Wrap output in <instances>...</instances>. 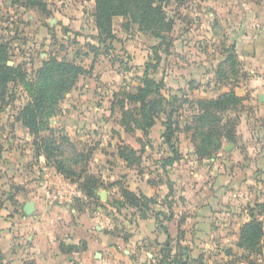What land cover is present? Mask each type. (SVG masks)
<instances>
[{
	"label": "rangeland",
	"instance_id": "374dc122",
	"mask_svg": "<svg viewBox=\"0 0 264 264\" xmlns=\"http://www.w3.org/2000/svg\"><path fill=\"white\" fill-rule=\"evenodd\" d=\"M42 2L45 4L44 11L26 6L24 0H0V38L9 48L7 64L20 65L27 79H35L43 61L50 58L78 64L86 69L87 73L80 75L59 100L57 111L49 120L56 137L65 135L69 138L68 144H62L60 157L65 165L73 169L74 174L66 178L55 170L63 177V180L58 178L60 191L56 190L55 168L46 162L44 155L35 152L32 135L16 119L28 96L19 83L10 82L6 93L0 95V192L6 195L9 191L12 193L14 188L24 190L23 186L28 182V189L37 194V189L41 187L39 183H46L43 188L53 197L47 196L46 200L50 201L51 206L61 209L59 212L62 215L57 221L60 229L65 227L60 233L62 239L81 246L82 243L95 241L97 237L104 238L107 233L109 236L106 239L118 245V251H128L131 262L128 264L138 259L146 264L145 252L158 253L159 250L151 248L155 245L159 248V245L146 238H138V230L141 229L140 225L151 227L155 223L161 229L166 227L163 223H169L167 205H164L166 212H160L161 215L158 213V203L143 200L147 207L131 206L122 200L120 187L142 194L141 185L145 184L146 189H153L154 200V193L160 195L155 192L156 189L162 192L163 198L174 192L179 197L187 190L186 186L190 187L189 180L185 179L192 177V174H184L186 165L191 168V171L187 169V173L207 174L208 169L217 170L227 160L223 148L228 143L237 144V147L252 146L257 151L260 146L264 147V109L256 101L245 104L246 101L243 102L240 97L241 102L235 108L219 113L222 124L227 123L228 119L230 122L234 120L235 140H223L221 150L211 157L199 158L195 148L199 138L194 137L195 123L192 120L198 111L195 101L207 97L202 94L204 88L216 86L213 77H217L219 83L224 79L213 72L208 78H201L197 74L193 77L196 79L192 85H185L189 69L197 67L199 71L203 63L206 62L203 67L209 66L211 61L216 65L217 60L224 57V46L229 45L231 36L228 27L234 26L242 18L233 10L244 11L247 5H225L224 10H218L215 4L206 5V2L213 0H168L163 3V11L172 19L173 27L171 31H163L161 38H156L141 23L120 16L112 19L111 36L99 35L94 18L95 0ZM145 72L155 82L162 83L161 92L166 101L170 97L177 98L168 100L170 104L167 107L163 102L165 109L173 110L172 146L166 144L162 136L164 115L147 133L138 129L126 132L120 123L119 101L125 97V93L142 84ZM83 98L90 104L78 107ZM123 101L126 108L132 107V104ZM248 131L254 134L246 139ZM125 144L135 151L134 160L129 164L117 155L118 147ZM259 153L257 156L246 155V158H254L261 165L264 154ZM169 157L171 161L168 163ZM246 158L240 156L236 161L237 172H243L239 166ZM174 162L176 164L168 168ZM76 173H81L83 177L91 174L98 180L97 198H88L82 193ZM169 176L172 180H181L176 187L175 182H172V186ZM250 178V185L239 183L234 188L242 198L238 201L237 210L254 214L264 229V170L252 169ZM193 179L196 185L203 176H194ZM200 191H204L203 188ZM212 191L208 188L205 190L206 193ZM121 201L122 204L119 203ZM179 203L178 211H183L184 203ZM143 219L145 221L141 223ZM153 220L156 222L153 223ZM170 240L168 237L165 244L169 245ZM165 244L160 249V257L167 255L168 258V253L164 254L169 249L165 248ZM260 244L259 251L237 250L238 256L227 264L242 261L245 264H264V239ZM122 254L112 256L124 259L125 255ZM141 261L138 263L141 264Z\"/></svg>",
	"mask_w": 264,
	"mask_h": 264
},
{
	"label": "crops",
	"instance_id": "0c3cea01",
	"mask_svg": "<svg viewBox=\"0 0 264 264\" xmlns=\"http://www.w3.org/2000/svg\"><path fill=\"white\" fill-rule=\"evenodd\" d=\"M214 4L218 10H224L225 5H247V9L244 11L233 10L242 18L238 23H234V26L228 27L231 36H229V45L224 46L226 51L224 57L217 60L216 65L211 61L209 66L203 67L206 62L203 63L204 65L200 67L199 71L197 67L189 69L185 85L193 83L196 79L193 77L197 74L201 78L203 76L208 78L213 72L224 81L219 83L217 77H213V82H217L216 86L201 90L202 94L207 96L206 98H213L221 93L233 91L238 97L243 98V102L246 101L245 104H253L256 101L258 105H261L260 108L264 109V0H220L216 2L213 0L211 3L206 2V5ZM175 74H177L176 71ZM176 78L181 79V77ZM89 104L90 102L83 98L78 107L80 105L87 107ZM246 133V139L254 134L249 131ZM223 149L227 154V160L218 166L219 169L214 170L215 175L214 171L210 169L207 174L201 172L199 175L189 171L187 173V169L191 171V168L186 165L184 174H192V177L185 179V181L189 180L190 189L186 186L187 190L179 195L180 198L175 192L163 198L162 192L158 189L155 190L160 193L158 196L154 193L155 197L153 196L159 206L158 213L161 215L160 212H166L164 206L166 204L169 223L168 225L163 223V226H166L162 227L163 229L156 225L155 220H153L155 224L151 227L140 225L141 229L138 230L140 237L138 238H146L159 245V248L155 244L151 248L159 250L158 253L145 252L147 255L146 264L160 263V249L168 237L171 239L169 243L170 257L180 251L183 254L181 255L182 259L187 264H227L229 260L238 256L237 250H241L237 246L240 227L250 219V214L245 210H237L238 201L242 198L234 188L239 183L242 185L243 183L246 185L252 183L250 178L252 169L261 168L264 170V163L258 165L256 159L246 158V155L249 157L251 154L257 156V152L263 155L264 147L260 146L257 151L252 146L237 147V144L228 143ZM240 156L246 158L242 159L243 164L239 166L243 172H237L235 168L238 166L236 161ZM167 161L169 163L171 158L169 157ZM175 164L176 162L172 163L168 168ZM205 166L209 167V165ZM53 172L57 175L54 179L55 183H53L56 190L60 191L59 185H57L59 184L58 178L62 179L63 177L55 169ZM194 176H203V179L195 185ZM169 179L172 186V182H175V187L181 181L176 178L173 181L170 176ZM39 184L41 187L40 190L37 189V194H33L28 189L30 188L28 182L24 184V190L14 188L12 193L9 191L6 195L3 194L4 192H0V264L131 263L128 260V251L126 249H123L122 252L118 251V245L116 246L106 239L109 236L107 233L104 238L97 237L95 241L82 243L81 246L69 242L68 239H62L63 235L60 233L65 227L60 229L57 221V218L62 215L59 212L61 209L51 206L50 201L46 200V197L50 196L48 190L45 191L43 188L46 183L45 185L42 182ZM160 187L162 188L163 185L161 184ZM141 188H143L142 194L152 197L153 189H146L145 184H142ZM202 188L204 191L198 192ZM207 188L211 191L213 188L212 193H206ZM50 198L53 197L50 196ZM28 201L34 202V209L30 214H26L23 210L24 204ZM181 201L184 203L183 211H178V203ZM6 203H8L7 207ZM144 221L145 219L142 222L140 220L141 223ZM76 246L78 247L75 248ZM103 247H105V251ZM118 254L125 255L124 259L112 256ZM122 260H126V262L124 263ZM139 261L141 260L138 259L134 263L139 264ZM141 264H143L142 261ZM239 264L245 263L242 261Z\"/></svg>",
	"mask_w": 264,
	"mask_h": 264
},
{
	"label": "trees",
	"instance_id": "16d2710c",
	"mask_svg": "<svg viewBox=\"0 0 264 264\" xmlns=\"http://www.w3.org/2000/svg\"><path fill=\"white\" fill-rule=\"evenodd\" d=\"M15 1V0H11ZM168 0H95L94 18L99 35L111 36V23L113 17H128L133 22L141 23L156 38H161L163 31H171L173 27L172 19L168 18L163 11V3ZM181 1V0H180ZM26 6H32L44 11L45 4L42 0H24ZM9 58V48L0 38V95L7 91L8 83H19L26 92L28 99L19 109L16 119L28 130L33 137L34 149L37 154L44 155L46 162L52 165L57 172L70 178L74 171L64 164L61 159L62 144L69 143V138L65 135L56 137L52 127L49 126L50 118L57 111V105L64 94L73 86L80 75L87 73L86 69L74 63L50 58L43 61L37 70L35 79H27L26 73L20 65L7 64ZM161 82H155L145 72L142 77V84L135 87L131 92L125 93L124 100L132 104V107H125L123 99L119 101L121 108L120 123L124 131L130 132L135 129L143 133L156 123L161 115L165 120L164 142L170 146L171 138L174 134L172 114L173 110L165 109L170 104L161 92ZM163 102L165 106H163ZM198 111L193 115L195 123L194 137L199 138L195 144L196 154L199 158L211 157L218 151L223 140L233 142L236 136L234 120L222 124V117L219 113L231 111L241 102V98L233 91L224 92L214 98H201L195 101ZM227 124V125H226ZM49 131L50 133H46ZM58 138V139H57ZM60 142H57V141ZM127 151V152H126ZM135 151L127 144L118 147L117 155L127 164L131 163ZM76 162V161H75ZM76 180L79 187L88 198L95 197L96 189L100 185L98 180L91 174L84 176L76 173ZM83 179L84 181H81ZM122 200L131 206L147 207V203H156L152 197L144 194H136L127 188L120 187ZM142 199V201H141ZM144 200V201H143ZM122 204V201L119 202ZM145 217V216H144ZM264 239V229L262 222L250 213V219L244 222L239 231L237 246L244 252L260 250V243ZM167 245V244H165ZM169 248V245L167 247ZM170 248L161 257L159 264H187L181 257V252L169 256ZM229 252V251H228ZM230 254V253H229Z\"/></svg>",
	"mask_w": 264,
	"mask_h": 264
},
{
	"label": "water",
	"instance_id": "95a60500",
	"mask_svg": "<svg viewBox=\"0 0 264 264\" xmlns=\"http://www.w3.org/2000/svg\"><path fill=\"white\" fill-rule=\"evenodd\" d=\"M9 64V63H8ZM10 65V64H9ZM34 209V202L28 201L24 204L23 210L26 214H30Z\"/></svg>",
	"mask_w": 264,
	"mask_h": 264
}]
</instances>
